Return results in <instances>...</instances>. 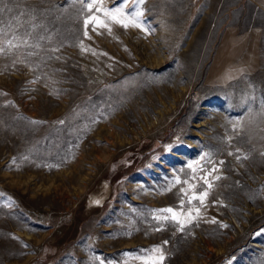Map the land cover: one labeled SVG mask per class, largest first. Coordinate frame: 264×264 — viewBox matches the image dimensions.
Returning <instances> with one entry per match:
<instances>
[{
	"label": "rangeland",
	"instance_id": "obj_1",
	"mask_svg": "<svg viewBox=\"0 0 264 264\" xmlns=\"http://www.w3.org/2000/svg\"><path fill=\"white\" fill-rule=\"evenodd\" d=\"M91 2H0V264H264V0Z\"/></svg>",
	"mask_w": 264,
	"mask_h": 264
},
{
	"label": "snow or ice",
	"instance_id": "obj_2",
	"mask_svg": "<svg viewBox=\"0 0 264 264\" xmlns=\"http://www.w3.org/2000/svg\"><path fill=\"white\" fill-rule=\"evenodd\" d=\"M0 2H2V0H0ZM102 2H103V0H92L91 3H87L86 4V8H87V10L89 12H91L93 7H95L97 5V3H101L102 4ZM140 2L143 3V0H140ZM126 6L127 5H125L124 7H126ZM124 7H117V8H114V9H102L100 7H96V11L97 12L103 11L104 16L107 17L108 20H110V21H112L114 23L121 24L125 28H127L129 26V24H132L133 26H137L138 27L139 25L137 23V18L140 15H142V13L141 12H136V13H134V14H132L130 16V15L125 13ZM2 10L3 9H0V11H2ZM92 22H95L96 24H98L100 26H103L105 28L108 27V24L104 23V21H102L99 17H96L94 15L91 16V17L85 18V20H84L85 27H87V25L89 23H92ZM85 35H87V33H85ZM8 46H13L11 41L8 42ZM3 51H4V47L0 46V52H3ZM202 159H203V157H202ZM195 163L198 164L199 161H197ZM188 168H193V164L189 163L188 164ZM215 170L216 169L213 168L212 170H210L209 174H211V172L215 171ZM193 171H195V169H193ZM217 178H219V177H217ZM201 179H204V178L202 177ZM176 182L179 183V179H177ZM205 183H208V187L209 188L212 186L211 183L208 182L206 179H205ZM207 195H208L207 191H205V192H203V193H201L199 195L193 194L192 199H198V200H200L201 204H203V201L207 197ZM189 202H191V201H189ZM161 211L165 212V213H169V214H171V216L170 217L169 216L157 217V219L168 220L169 218H171L172 220H174L178 224H180L181 229H183V227H184V222L181 221V219H180L181 215H186L188 220H191V219L194 218V217L191 216V213H187V214L178 213V212L174 211L172 208L162 209ZM195 211H196L197 214H199V209L198 208ZM153 252L157 253L158 255L152 261V264H162L163 260L165 259L162 250L159 247H157V248L153 249Z\"/></svg>",
	"mask_w": 264,
	"mask_h": 264
},
{
	"label": "trees",
	"instance_id": "obj_3",
	"mask_svg": "<svg viewBox=\"0 0 264 264\" xmlns=\"http://www.w3.org/2000/svg\"><path fill=\"white\" fill-rule=\"evenodd\" d=\"M102 199L101 198H94L91 197V200L88 199V204H95V205H101Z\"/></svg>",
	"mask_w": 264,
	"mask_h": 264
}]
</instances>
